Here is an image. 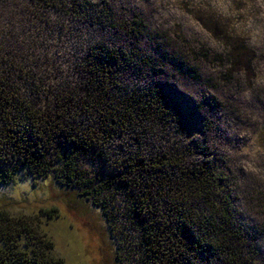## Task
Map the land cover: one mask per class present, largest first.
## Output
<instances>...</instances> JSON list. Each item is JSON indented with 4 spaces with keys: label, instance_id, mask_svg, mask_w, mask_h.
<instances>
[{
    "label": "rangeland",
    "instance_id": "1",
    "mask_svg": "<svg viewBox=\"0 0 264 264\" xmlns=\"http://www.w3.org/2000/svg\"><path fill=\"white\" fill-rule=\"evenodd\" d=\"M80 1L0 0V74L11 81L7 86L18 89L20 98L32 93L40 82L36 88L44 94L35 97L53 109L61 95L57 90L68 95L83 85L87 52L112 42L114 36L99 26L101 22L74 14L75 3ZM87 2L107 5L121 18L138 15L152 31L176 42L181 52L183 46L211 50L209 62L178 67L164 61L160 77L151 84H137L140 79L136 77H127L125 82L128 90L151 88L163 97L165 113L157 122L155 141L158 149L152 151L160 152V144L171 149L187 144L215 163L234 217L258 248L256 264H264V0ZM177 35L186 41L178 40ZM234 39L247 45L250 67L229 77L224 63L212 59L222 55ZM145 42L143 39L138 45L144 47ZM224 73L227 77L222 80ZM115 79L121 82L117 72ZM78 121L84 129L88 126L84 120ZM125 142L131 150V139L113 140L118 145ZM142 143V148L150 150L146 138ZM51 147L64 154L58 145L52 143ZM102 151L90 154V159L75 156L90 175L112 180L103 192L87 198L80 197V189L66 183L60 173L41 177L19 170L17 160L9 166L0 164V210L35 224L37 232L52 243L51 255L63 264H136L132 258L137 255L144 261L146 225L136 222L141 209L135 203L139 189L151 190L153 180L143 178L142 183L148 184L136 185V179L126 177L116 163L124 157L121 148ZM55 154L46 161L58 169ZM69 160L75 159L71 156ZM15 169L18 171L3 179V174ZM155 208H151L155 213L161 212Z\"/></svg>",
    "mask_w": 264,
    "mask_h": 264
},
{
    "label": "trees",
    "instance_id": "2",
    "mask_svg": "<svg viewBox=\"0 0 264 264\" xmlns=\"http://www.w3.org/2000/svg\"><path fill=\"white\" fill-rule=\"evenodd\" d=\"M80 2L75 3L74 14L101 22L99 26L110 31L114 38L109 45L100 44L87 52L83 85L74 87L75 91L68 95L58 88L61 95L53 109L41 104V98L37 99L44 94L36 88L40 82L33 87L32 96L20 98L18 89L7 86L11 81L0 74V164L9 166L10 161L17 160L19 170L41 177H56L60 173L66 183L80 189V197L87 198L103 192L112 180L101 181L90 175L80 166L76 154L90 159L95 151L102 153L104 149L120 147L124 157L116 161L119 170L136 179V185H147L148 182L142 183L143 178L153 180L151 190L139 189L140 198L135 203L141 209L136 222L146 225L143 226L146 242L144 261L138 255L134 258L130 255L133 262L256 264L258 248L234 217L215 163L206 153L198 148L192 150L187 144L174 149L160 144V152L152 151L158 149L155 141L159 135L157 122L165 113L163 97L151 88L143 92L128 90L125 82L127 77H136L140 79L137 84H151L160 77L164 61L178 67L209 62L211 50L206 46L195 49L182 45L185 50L181 52L176 42L152 31L136 14L121 18L107 5ZM177 36L178 40L186 41ZM143 39L146 42L141 47L138 43ZM120 40L124 44L119 45ZM248 51L246 44L234 39L212 62L224 63L229 77H234L250 67ZM119 71L125 76L121 77ZM116 72L120 83L115 82ZM226 77L224 73L220 79ZM7 106L9 110L5 109ZM79 119L88 123L85 129L77 124ZM117 138L134 141L131 150L127 149V142L114 144ZM143 138L150 142V150L142 148ZM52 143L64 154L51 147ZM51 148L56 153L52 160L58 163V169L46 161L54 153L53 150L49 153ZM71 156L75 160L70 161ZM17 171L3 174V179ZM153 207L161 212L155 213ZM51 248L52 243L37 232L30 220L10 217L0 210V264H63L62 259L51 255Z\"/></svg>",
    "mask_w": 264,
    "mask_h": 264
}]
</instances>
